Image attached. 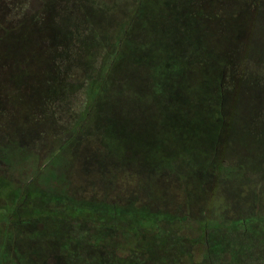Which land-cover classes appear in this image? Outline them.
Masks as SVG:
<instances>
[{
	"label": "trees",
	"instance_id": "trees-1",
	"mask_svg": "<svg viewBox=\"0 0 264 264\" xmlns=\"http://www.w3.org/2000/svg\"><path fill=\"white\" fill-rule=\"evenodd\" d=\"M40 1L42 10L16 18L23 4L0 0V264H15L7 239L24 223L49 251L57 228L77 232L73 247L89 245L88 260L66 243L68 253L31 264H264V0H165L153 12L144 0L127 9L118 0ZM178 63L218 67L200 105L182 101L192 92H179ZM18 95L31 107L9 120ZM74 106L72 124L57 129ZM189 108L219 129L211 157L197 145L190 165L180 154L154 164L138 151L117 155L126 123L148 112L191 122L181 113ZM85 135L89 144L65 163ZM9 143L29 155L11 179L19 164L6 156ZM70 165L76 189L64 175ZM216 194L225 200L218 215Z\"/></svg>",
	"mask_w": 264,
	"mask_h": 264
},
{
	"label": "rangeland",
	"instance_id": "rangeland-1",
	"mask_svg": "<svg viewBox=\"0 0 264 264\" xmlns=\"http://www.w3.org/2000/svg\"><path fill=\"white\" fill-rule=\"evenodd\" d=\"M18 1H20L23 5H19V10L17 11H14L16 7L12 9V11H14L16 18L19 17L17 16L18 14L22 15L21 17H23V15L26 18L30 17V15L35 10L37 9L40 10L42 7L41 6L42 1L40 0H28L27 4L23 2L24 0H18ZM111 1L109 0V2ZM144 1L146 2L147 11L153 12L158 10L161 11L162 9H164L165 0H144ZM118 2L120 4L119 6L120 8L127 9V7L130 6L128 5L130 2L129 0H118ZM203 5L205 7L201 6L200 9L206 8V5L205 4ZM35 12L34 14H36ZM32 19H27V20L28 22H30ZM152 43L154 42L152 41ZM220 46L221 44L218 43L217 48L219 51L221 50ZM123 60H128V59L124 56ZM199 66H201V64H194V63H187L184 65L178 63L175 64L174 66L175 71L182 70V77L178 78L179 82L181 83L180 84L178 82L181 85V87L180 86L178 87L180 89L179 92L184 91V89L189 90L188 91L189 93L192 92L191 96L188 98H186L185 95H183L182 101L184 102L188 101V103L192 105H200L201 96L206 92H209V87L216 81V79H218V73H219L218 67H214L211 69H209V67L204 69L202 68L199 71V69H197ZM138 72L141 75L143 74L140 68H138ZM135 83H137V81H135ZM142 86H143L142 84L139 86L135 85V88H137V91H139L144 89ZM174 90L175 89H171L170 92L172 93ZM210 92H211V88H210ZM33 94L35 95V93ZM37 97L38 96H33V100H37ZM26 99H27L26 97L20 95L15 97L13 103L12 104L9 103L10 105H8V110H10L8 113H10V115L13 114L14 117L11 116L10 119L7 116H5L3 119L8 118L9 120H12L16 116H18V113L23 114L27 112L28 110L27 107H31L29 106L30 101L28 100L32 98H29L27 100ZM206 100L209 101V98ZM24 101L25 103H23ZM207 101L204 100L205 105ZM181 106H183V104ZM153 108L155 111H157L155 107ZM69 109L68 111H66V115L65 116L63 115L64 117L62 121L58 123L56 122L55 127L57 129L62 130L66 127H69L72 124L73 113L76 112L75 110L77 108L74 106L73 108L70 109V111ZM204 112H205L204 109L199 110L198 112H192V109L190 108L188 110L183 109L181 113L183 114L188 113L187 118L191 122H183V121L176 122L177 121L176 117L178 114H175V117L173 115V117H171L170 119H168V117L166 119L163 117L161 118L159 117V120L156 119L153 120L154 118H152V115H154L153 114L154 112L153 113L148 112L147 115H145L144 119L138 118L134 122H130L129 124L126 123L124 125L125 131L123 132V135L117 136L120 139L117 138L116 144H114L113 146H115V149L117 150V155L119 157L121 156V154L125 152L126 149L128 150V153H131V151H138L139 156L140 154H144L146 158L145 159L146 162H150L151 164H154V162L156 163V161L158 162L162 160V159L155 160L156 158L164 157V156L166 157L167 155L170 154L171 155L176 154L177 156L180 154V156L183 158L180 160H182L184 165L188 161H189L188 165L193 164L196 160L199 159L197 157L193 158V155L191 156V158H188L191 152L189 147L193 145L195 146L197 145L195 149L198 148L202 150V148H204L206 149L205 153L209 152V157H211V150H214L215 141L217 138V136H214L213 132H215V130L219 132L217 125L214 123V119L212 120L205 119ZM25 123H21L23 127L28 126V124ZM92 124H93L92 122L88 121L85 127L92 129L90 127ZM108 132L109 134L106 137L107 146L112 147L111 143L113 141H111V139H113L112 136H114L115 133H112L110 128H108ZM110 134L111 136H109ZM81 139L82 140L77 142L70 151L63 153L64 155L63 158H65L64 160L65 163L71 161L70 158L73 157L72 155L75 153L74 151L77 150L78 146L82 144V142H84L82 144L83 147L85 146V144H89V141H91L89 139V135L82 136ZM84 139H86V141ZM238 140L239 139H236V141ZM231 142L234 143L233 140H231ZM169 144L172 145L173 149L169 148ZM6 154L9 160H16L19 164L17 170H14L10 167V170H8L6 174L7 177L11 179L12 177H14V175L18 176L20 174L21 176L22 169L19 168V166H21L25 157L29 156L27 152L21 149H17L12 144L9 143L7 145ZM163 162H167V161L164 160ZM186 174L182 173L181 177ZM64 175L69 178V183L71 184L72 189H76L78 183L77 181L78 173L74 168V166L71 167L70 165V167L64 172ZM184 189L185 188H183L182 191ZM87 197H89V193H87ZM97 199L100 198L97 197ZM185 201H188V199H185ZM224 201L225 200L219 194H216L211 197L209 204L212 207V211L216 215H218L219 211L223 209V207L225 206ZM35 228H36L35 226H30V227L23 226L15 229V231L20 234L13 236V239L10 241V244L8 245L9 248L7 251V254L10 257L14 258L15 264H31V261L34 260L39 261L41 260V258L49 259V257L51 258L52 253H54L53 248L55 247V241L52 242L53 244L50 243L52 250L46 251L45 250L46 248H44V245L42 243L43 239H37L36 237L32 236L34 234L33 231ZM29 236L33 239H27ZM25 250L28 252L32 250L34 256L33 257L27 256L26 255L27 252L24 253V255H22L21 253L24 252Z\"/></svg>",
	"mask_w": 264,
	"mask_h": 264
},
{
	"label": "flooded vegetation",
	"instance_id": "flooded-vegetation-1",
	"mask_svg": "<svg viewBox=\"0 0 264 264\" xmlns=\"http://www.w3.org/2000/svg\"><path fill=\"white\" fill-rule=\"evenodd\" d=\"M67 200V199H66ZM69 201H71L72 202V200H68L67 201V203L69 202ZM87 201H83V203H86ZM87 203H89V202H87ZM82 204V203H81ZM23 226H26V227H28L27 226V224L26 223H24V225ZM22 226V227H23ZM75 233H77V232H75ZM75 233H69L68 232V228H64V230H61V229H59L58 230V228L56 229V237H55V247L53 248V251H54V253H60L59 251H61V250H64L63 251V253H68V251L66 250V243H69L71 246H72V249H73V251L71 250V251H69L71 254L70 255H72V254H74L75 252H76V254L75 255H77L78 257L80 256H83V257H85V260H88V254H89V245H87L86 247H87V249H88V251H86V253L84 252V249H85V247L83 246V247H79V248H76V246L75 247H73L74 245H73V241L75 240V237H73V234H75ZM18 234H20V233H18V232H16V233H12L10 236H9V238L7 239L8 240V244H10V241L13 239V236L14 235H18ZM35 234L36 233H34L32 236L33 237H35ZM37 237V236H36ZM27 239H33V238H31L30 236L27 238ZM37 239H38V237H37ZM65 245V246H64ZM44 248H46L45 250L46 251H49L48 249H47V247L44 245ZM50 250H51V248H50ZM15 251V250H14ZM32 250H30L29 252L28 251H24V252H22L21 254L22 255H24V253H26V255L27 256H34V253H33V251L31 252ZM84 252V253H82V252ZM16 252V251H15ZM14 252V253H15ZM56 255V254H55Z\"/></svg>",
	"mask_w": 264,
	"mask_h": 264
}]
</instances>
